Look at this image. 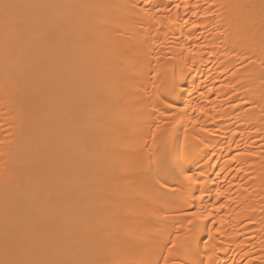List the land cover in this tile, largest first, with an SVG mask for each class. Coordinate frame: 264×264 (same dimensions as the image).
Returning <instances> with one entry per match:
<instances>
[{
	"label": "bare ground",
	"instance_id": "bare-ground-1",
	"mask_svg": "<svg viewBox=\"0 0 264 264\" xmlns=\"http://www.w3.org/2000/svg\"><path fill=\"white\" fill-rule=\"evenodd\" d=\"M11 2L60 7L13 10L23 38L0 9V261L132 259L113 237L162 260L169 233L191 234L177 209L199 208L213 213L195 221L200 252L207 246L216 264H261L262 0H152L189 6L172 7L177 23L160 27L138 0ZM157 123L174 148L187 135L185 167L204 173L184 181L191 188L170 168L168 189L144 181L140 145L151 147ZM196 247L179 248L174 264H196Z\"/></svg>",
	"mask_w": 264,
	"mask_h": 264
},
{
	"label": "snow or ice",
	"instance_id": "snow-or-ice-1",
	"mask_svg": "<svg viewBox=\"0 0 264 264\" xmlns=\"http://www.w3.org/2000/svg\"><path fill=\"white\" fill-rule=\"evenodd\" d=\"M140 4L139 11L143 14L144 17L153 20L155 24L160 27L163 26L164 19H167V26H172L177 23L176 19H173L171 16L172 7L178 10L183 6L185 9H188V4L185 2L183 5L180 3H176L171 6H165L163 8L158 7L156 3H153L152 0H138ZM137 5H132V7H136ZM213 4L210 7H215ZM262 6H264V0H262ZM21 7H60L58 5H21L18 3L11 2V0H0V9H3L6 17V24L11 26V30L16 38H23L26 35V28L20 22L19 18L13 15V10L19 9ZM69 8H93V7H101L100 5H67ZM163 14V15H162ZM187 21L185 25H187ZM193 28H196L197 25L193 24ZM189 52L192 50L189 49ZM11 50H9V55H11ZM156 99L160 102V104H165L167 101V96H164L163 99L161 96H157ZM171 105H167L164 109L165 112H171ZM204 109H201L203 112ZM183 115V113H180ZM175 120V114L171 117ZM180 121H176V124H179ZM192 123H197V121H192ZM163 126L159 123L156 124V129L152 132V145L149 146L147 141H144L143 144L140 145V149L147 150L143 151V154L139 157V170L142 173L143 179L146 182H151L152 186L157 188V190H166L169 187L168 179L165 175L162 174V170L165 168L172 169L176 174L182 175L183 180L181 181V187L185 189H189L192 187L191 183L185 185L184 181L191 182L193 180H199L203 178L204 173L201 172L199 175L191 172L190 169L185 167L187 163L192 145L188 141L187 135L185 136V144L179 147H173L171 143V132H169L167 137H164V133L161 131ZM175 127V124L173 125ZM204 131H208L207 128L203 129ZM163 138V139H161ZM198 139V138H196ZM2 143V142H0ZM207 147V145H205ZM214 158L210 157L209 161ZM235 159V158H233ZM5 165L7 162H4ZM207 163V162H206ZM223 171V170H222ZM204 188H201L200 197L204 195ZM193 197H195V192L192 193ZM217 195H222L221 190L217 188ZM187 204V201H185ZM192 207H195V199L193 201ZM224 208L223 204H220L219 207L215 209L216 212L221 211ZM177 213L181 220H186L189 227V232L191 233L189 236L181 238L179 236L173 237L171 233L168 234L167 239L170 243L166 244L167 252H161L160 256L162 260L157 258L155 261L148 258V252L146 249H143L139 245H127L124 244L123 241H120L118 238L113 237V240L117 247L124 250L128 255L132 256V259H112L109 261H30L23 259H11L6 258L3 261H0V264H174L175 261L178 260V249L179 248H191L193 242L197 244L196 251L200 254V259L196 262V264H216V261L213 259V255L209 252L207 246H205L204 252H200L198 247V239H197V229L200 227L195 221H204L209 219L213 213L211 211L205 210L202 212L199 208H195V210H191L190 208H178ZM206 213V214H205ZM179 231V229H177ZM209 237H211V230L208 233ZM178 241L180 243L178 244ZM21 247V245H17ZM205 253H208L205 255ZM180 264H189L187 260L180 261ZM261 264H264V259L261 260Z\"/></svg>",
	"mask_w": 264,
	"mask_h": 264
}]
</instances>
